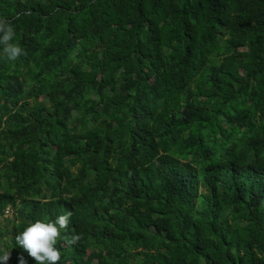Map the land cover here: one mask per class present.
Here are the masks:
<instances>
[{
    "label": "trees",
    "instance_id": "1",
    "mask_svg": "<svg viewBox=\"0 0 264 264\" xmlns=\"http://www.w3.org/2000/svg\"><path fill=\"white\" fill-rule=\"evenodd\" d=\"M0 254L73 212L59 264H264V0H0ZM12 214L6 216V209Z\"/></svg>",
    "mask_w": 264,
    "mask_h": 264
},
{
    "label": "clouds",
    "instance_id": "2",
    "mask_svg": "<svg viewBox=\"0 0 264 264\" xmlns=\"http://www.w3.org/2000/svg\"><path fill=\"white\" fill-rule=\"evenodd\" d=\"M26 55L24 48L17 40V33L12 24L0 18V58L14 62ZM73 212L63 211L55 219H37L30 222L23 231L15 236L18 247L27 252L36 264H59L62 254L57 245L63 241L62 246H75L82 239V235L73 229L71 235L67 233ZM10 252L0 254V264H7Z\"/></svg>",
    "mask_w": 264,
    "mask_h": 264
},
{
    "label": "built area",
    "instance_id": "3",
    "mask_svg": "<svg viewBox=\"0 0 264 264\" xmlns=\"http://www.w3.org/2000/svg\"><path fill=\"white\" fill-rule=\"evenodd\" d=\"M11 214H12V210L10 208H7L6 212H5V215L8 216V215H11Z\"/></svg>",
    "mask_w": 264,
    "mask_h": 264
}]
</instances>
